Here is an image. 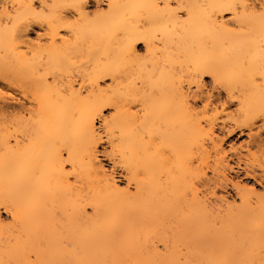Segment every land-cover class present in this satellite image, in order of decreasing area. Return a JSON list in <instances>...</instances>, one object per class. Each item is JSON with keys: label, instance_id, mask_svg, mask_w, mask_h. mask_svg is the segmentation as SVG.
Segmentation results:
<instances>
[{"label": "bare ground", "instance_id": "1", "mask_svg": "<svg viewBox=\"0 0 264 264\" xmlns=\"http://www.w3.org/2000/svg\"><path fill=\"white\" fill-rule=\"evenodd\" d=\"M101 3L0 0V264H264V0Z\"/></svg>", "mask_w": 264, "mask_h": 264}, {"label": "rangeland", "instance_id": "2", "mask_svg": "<svg viewBox=\"0 0 264 264\" xmlns=\"http://www.w3.org/2000/svg\"><path fill=\"white\" fill-rule=\"evenodd\" d=\"M104 1L105 0H101V4H104ZM95 8V7H94ZM35 30H39L38 28ZM36 34L35 31H33V36ZM72 74L74 75L75 78H77L78 80H81L82 77H81V73L78 72L77 70H72ZM206 85L208 86L207 88L210 90H212V87H213V83L211 81V79L209 77H206ZM5 90H8V89H5ZM217 90L214 91V94L217 95ZM222 96L223 99H225V94L222 93ZM14 106L17 107V99L15 101L12 102ZM232 106L235 107V103H231ZM263 120H264V114L261 115V118H260V121H259V124L257 127H255L254 129V134L256 136H253V140L251 139L252 137L248 136V130H245V133H241L240 130H237L234 134L232 135H227L226 137V142H227V145H232L234 146L236 149H237V152L238 153H246L248 155L249 158L252 159L253 155L254 154L255 156V159H257L259 165L261 167H259L260 169L258 170V172L264 174V127H261L262 123H263ZM221 132V131H220ZM248 133V134H247ZM222 134V133H221ZM255 137V139H254ZM251 140V141H250ZM255 141H260L259 143L258 142H255ZM228 146V147H229ZM248 149L250 150V153L248 152ZM100 151L102 153V158L104 160L105 163H107V165L109 166H112L113 164L110 163L111 160H110V157L108 155V146H106V144H104L101 148H100ZM234 164V168H235V171L231 172V175L233 177H236V178H240L242 180H245L244 178V173L240 170V171H236V160L235 162L233 161L232 162ZM115 171H116V174L119 178H122V169L118 166H115ZM239 172V173H238ZM246 182V181H245ZM260 189V188H259ZM227 190H229V192L231 193H234V189L229 187ZM261 191H263L261 189ZM4 217L7 216L6 213H3Z\"/></svg>", "mask_w": 264, "mask_h": 264}]
</instances>
